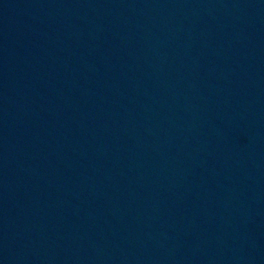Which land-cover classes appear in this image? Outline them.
Here are the masks:
<instances>
[{
	"label": "water",
	"instance_id": "obj_1",
	"mask_svg": "<svg viewBox=\"0 0 264 264\" xmlns=\"http://www.w3.org/2000/svg\"><path fill=\"white\" fill-rule=\"evenodd\" d=\"M0 264H264V0H0Z\"/></svg>",
	"mask_w": 264,
	"mask_h": 264
}]
</instances>
